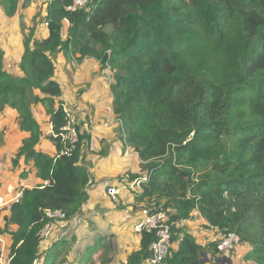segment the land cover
<instances>
[{
  "label": "trees",
  "instance_id": "1",
  "mask_svg": "<svg viewBox=\"0 0 264 264\" xmlns=\"http://www.w3.org/2000/svg\"><path fill=\"white\" fill-rule=\"evenodd\" d=\"M72 3L50 0L43 39L21 23L22 76L5 69L0 47V113L15 109L29 133L13 164L24 157L44 181L24 187L5 216L0 233L11 235L8 264L68 263L67 239L44 244L43 230L59 220L47 211L61 210L71 220L88 201L91 164L83 149L91 135L75 123L78 140L70 155L61 154L67 132L56 79L61 52L77 61L95 58L101 70L113 71L118 138L124 151L138 153L143 173L130 178L147 175L137 199L148 210L169 209L172 244L179 242L160 264H214L204 254H216V242L202 246L179 224L196 210L206 228L235 232L250 246L245 260L264 264V0H93L69 11ZM24 5L0 0L9 18ZM34 105L51 118L54 156L38 149L44 131ZM155 238V231H143L125 264H144Z\"/></svg>",
  "mask_w": 264,
  "mask_h": 264
},
{
  "label": "crops",
  "instance_id": "2",
  "mask_svg": "<svg viewBox=\"0 0 264 264\" xmlns=\"http://www.w3.org/2000/svg\"><path fill=\"white\" fill-rule=\"evenodd\" d=\"M0 21H3L0 24V28H2V25L4 24L2 28L3 32L10 30V28H8L10 25L6 23L11 22L14 24V30H10V32L16 33L14 35L19 37V52L14 54L15 58L11 61H14V64L19 65L24 53L23 35L21 29L18 27L19 24L18 22L13 21L12 18L7 17L1 7ZM69 25L68 20L63 21L62 33L64 38H67L68 36ZM38 31L39 30H36L35 35L39 39H43L49 35L48 26L44 28L43 37L40 36V32ZM12 36L9 41L10 44L6 40V36L3 37V39L0 37V47L4 50L5 58L9 53L8 49L13 46ZM62 54H59V56H61L58 61L59 64L56 63V79L60 82L63 89V96L61 99L66 104L76 103L78 105L79 113H77V122H79L81 130H84L91 135V140L85 144L83 149L84 161L91 164L89 169L91 173V184L88 188V201L83 205L80 212L71 219V221L77 219L76 217L80 216V214H85L92 220V218H97L102 214H106L105 212H100L99 210L113 208L116 205H127V208H132L134 205L146 206L148 204L147 202L138 201L137 199L140 195L139 193L142 192L141 187L137 186L134 183L135 179H131L126 173L130 171L133 174H143L140 169V159L138 153L130 147H126V150L124 151L123 142L118 138L120 121L113 109V94L110 88V84L113 81V71L110 68L101 70L100 62L95 58H84L81 61H77V59H69ZM5 58V69L12 74L16 72V76H22L23 72L19 67L17 71L9 70L7 68L8 65L6 64ZM76 63L80 64L81 68H76ZM71 66L74 68H71ZM68 67L74 71V74H71V79L65 73V70ZM71 83L75 85L77 90L82 89L83 91L78 100L76 99L77 94L74 95L73 93H70L66 96L65 91ZM33 113L42 128L43 121H47V119L51 121L50 116L41 106H38V108H34L33 106ZM17 116L19 117V113L12 108H6L0 114V143L4 140V145L0 146V159H2L0 163V229L5 226V216L10 215L12 197L21 192L24 187H34L44 183L41 178L37 177V170L34 167L33 162H31L30 167H28L26 165L27 163L25 158L22 157L20 158L21 166L19 167L18 175L16 173V181L13 184L16 185L15 189H12V183H7V185L5 184L7 180L6 170H11V161L13 162V159H11L13 155L10 154V152L15 151L17 154L20 146L22 145L23 139L29 136V133L20 129V120L18 122L19 125L17 130L13 133H8L3 138L1 123L5 122L4 125H10V130H15L16 128L13 125L14 123L11 122V118L14 117L16 119ZM86 119H89V125L88 123L84 125V121H81ZM50 126H52L51 122ZM47 134L49 136L52 135V131L50 130ZM46 144H48L49 149H43V146H46ZM53 144L54 143L52 141H49L44 131V136L41 143L38 145V149L54 156L56 148ZM54 148L55 152L53 151ZM104 148L107 151L106 155L102 154ZM2 167L4 175L1 172ZM21 174L25 175V177H21ZM114 186L119 187L120 189V193L117 198L111 197L108 193L109 188ZM193 216L194 217L191 220L182 221L179 224L184 226L187 232L194 235L199 244L207 246L209 242H214L219 238L214 237V233L217 228L205 227L208 222L202 217L199 211H194ZM139 218L142 219L143 215ZM96 222L98 224V221ZM188 225L189 228H187ZM86 226H88V224H83V227ZM86 231L87 229L84 230V233ZM75 234H78V232L75 231ZM75 234L66 233L63 236L71 245L69 254L67 255L68 263L66 264H99L98 257L93 255L92 259H89L88 253L89 249L94 248L91 247V245H93V243L95 244L99 238L96 236L97 232H87L92 239H78L77 242L72 243L71 240L78 237ZM54 238L59 237H53L52 240ZM178 243L179 242H174L172 247L177 249L179 245ZM0 244L1 250L5 253V255L9 254L11 235L8 233H0ZM139 248L140 243L137 248H134V250ZM130 253H128V255ZM210 254L212 253L210 252L208 255ZM213 255L214 254H212V256ZM127 258L124 261L125 263ZM144 264L152 263L147 260Z\"/></svg>",
  "mask_w": 264,
  "mask_h": 264
},
{
  "label": "rangeland",
  "instance_id": "3",
  "mask_svg": "<svg viewBox=\"0 0 264 264\" xmlns=\"http://www.w3.org/2000/svg\"><path fill=\"white\" fill-rule=\"evenodd\" d=\"M23 2L25 3V5L20 10V13L17 14L15 18H12V20L18 22L19 24L18 27L19 29H21V31H22L21 23H24L26 25L25 27L27 28L26 32H29L30 29L34 27L35 31L39 30L38 32H40V36L43 37L44 28L47 27L45 18L47 16V6L50 0H23ZM2 22L3 21H0V24ZM6 24L10 25V27H8L10 28V30L12 31L14 30V24H12L11 22L6 23ZM3 25H2V28H3ZM2 28H0L1 29L0 37L3 39V37L6 36L5 38L9 44H10L9 42L10 38L13 35L12 36L13 46L10 49H8L9 53L8 55H6V58L4 57L6 59V64L8 65L7 68L9 70L17 71L19 65L14 64L13 63L14 61H11V60L15 58L14 54H17L19 52L18 51L19 50V37L14 35L16 33H13V32L11 33L10 30L3 32ZM59 54L61 55L62 52L55 55V61L57 64H59L58 61L61 57L59 56ZM77 67L81 68L80 64L76 63V68ZM71 68H74V67L71 66ZM71 68L68 67L65 70V73L69 76L70 79L72 77L71 74H74V71H72ZM15 74L17 75L16 72H14V75ZM65 92H66V96H68L70 93H73L74 95L77 94L76 99L78 100V98L80 97L83 91L82 89L77 90L75 85L71 83V85L68 87V89ZM38 106L39 105H34V108H38ZM65 108L69 110V113L72 116L73 122L76 124H79V122H77V113H79L78 105L76 103H73V104L65 103ZM20 120L21 119L18 116L16 119L14 117L11 118V122L14 123L13 125L16 128L15 130H10V125L8 124L4 125L5 122L1 123V130H2L3 138L8 133H13L14 131L17 130L18 125H19L18 122ZM81 121H84V125H86V123H88L89 125L90 123L89 119L81 120ZM50 122L51 121L48 119L47 121L42 122L43 129L47 137L49 136L47 132H49L50 130L52 131V134H53V125L50 126ZM3 143H4V140L1 141L0 146H3L4 145ZM43 149H49L48 144H46V146H43ZM53 151L55 152V148ZM10 154L13 155L11 159H14L16 152L12 151L10 152ZM102 154L103 155L107 154V151L105 150V148L102 151ZM1 161L2 159H0V163ZM26 165L30 167L31 162L27 163ZM20 166H21L20 159L18 160L17 164H13V162L11 161V170H6L7 180L5 184L7 185V183L9 184L12 183L11 185L12 189H15L16 187V185H13V184L16 181L15 179L16 173L18 175ZM1 172L4 175L3 167H2ZM126 173L129 175V177H131L130 175H133V173H131L130 171ZM21 177H25V175L21 174ZM148 209H149L148 207L142 206V205H134L132 208H127V205H116L113 208L99 210L100 212H105L106 214H102L98 216L97 218H92L93 221L89 219L87 215L85 214H80V216H77L76 217L77 219H74L73 221L69 219L62 221L59 219L58 222L53 223L51 227H48V228L46 227L43 230L42 237L46 239L44 244L48 246L50 245V240H52L53 237L61 238L66 233L75 234V231L78 232V234H75L78 237H76V239H72L71 240L72 243L77 242L78 239L80 240L92 239L87 234V232L91 233L94 231V232H97L96 236L99 238L95 244L93 243V245H91V247H94L93 250L89 249V251L91 250L92 251L91 253H93V255H95L96 257H98L99 259L98 263H100L102 258H107V264H125L124 261L127 258L128 253L133 251L134 248H137L140 243L141 233L136 231L135 224L139 220H141V218L139 217H141L142 215L144 216L150 211V210L148 211ZM96 221H98V224ZM85 223L88 224V226L83 227V224ZM179 223H181V221ZM187 228H189V225L187 226ZM86 229L87 231L84 233V230ZM223 234H224L223 232L217 229L216 232L214 233V237L220 238ZM249 250H250L249 245H246V246L239 245L237 246L236 251L232 252L231 255H223V256H226L232 262V264H257L254 261L245 260L244 255ZM212 254L209 255V259H212V262L214 264H229L227 260H226L227 262L223 263V260L225 259L223 256H218V253H216L215 256L214 255L212 256Z\"/></svg>",
  "mask_w": 264,
  "mask_h": 264
},
{
  "label": "built area",
  "instance_id": "4",
  "mask_svg": "<svg viewBox=\"0 0 264 264\" xmlns=\"http://www.w3.org/2000/svg\"><path fill=\"white\" fill-rule=\"evenodd\" d=\"M93 0H73V3L67 7L69 11H76L81 8H89L90 3ZM67 124L64 129L67 131L64 135V149L61 154L70 155L75 143L78 140V133L75 127V123L72 120V116L69 110L65 108ZM68 141V142H67ZM59 154L58 157L61 155ZM147 180V177L137 179L134 183L140 186L143 181ZM108 193L117 198L120 193L119 187H110ZM22 192L17 193L11 199V203L20 200ZM149 211V210H148ZM147 211V212H148ZM151 211V212H150ZM147 214L139 220L136 225V231L142 233L143 231H155L156 238L150 244V258L148 259L152 264H160L163 259L170 253L172 244V228L173 223L170 222L169 209H163L162 207H154ZM50 218L60 219L62 221L66 220L65 213L61 210L47 211ZM49 225L47 226V228ZM241 245L240 236L235 232H230L223 234L219 239H216V251L218 256L231 255L232 252L236 251L237 246ZM8 254L2 251L0 253V262L2 264H8Z\"/></svg>",
  "mask_w": 264,
  "mask_h": 264
},
{
  "label": "water",
  "instance_id": "5",
  "mask_svg": "<svg viewBox=\"0 0 264 264\" xmlns=\"http://www.w3.org/2000/svg\"><path fill=\"white\" fill-rule=\"evenodd\" d=\"M204 256H205L204 260H205V261H208V260H209L208 255H207V254H204ZM224 259H225V260H223V263H225V262L228 261L229 264H232V262H231L227 257L224 256ZM226 260H227V261H226Z\"/></svg>",
  "mask_w": 264,
  "mask_h": 264
},
{
  "label": "clouds",
  "instance_id": "6",
  "mask_svg": "<svg viewBox=\"0 0 264 264\" xmlns=\"http://www.w3.org/2000/svg\"><path fill=\"white\" fill-rule=\"evenodd\" d=\"M145 176L147 177V175H144L143 177H145ZM143 177L136 178L135 180H137V179H141V178H143ZM135 180H134V181H135ZM145 181H146V180H145ZM145 181H144V182H145ZM141 184H142V183H141ZM140 187H141V185H140ZM214 242H216V240H215ZM172 245H173V244H171V247H172ZM241 245H245V244L241 243ZM216 253H217V251H216ZM214 255H216V254H214ZM208 257H209V255H208ZM223 257H224V256H223ZM225 257H226V256H225Z\"/></svg>",
  "mask_w": 264,
  "mask_h": 264
}]
</instances>
